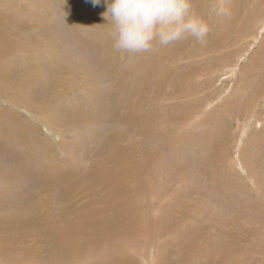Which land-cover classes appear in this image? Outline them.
<instances>
[{
  "label": "rangeland",
  "instance_id": "rangeland-1",
  "mask_svg": "<svg viewBox=\"0 0 264 264\" xmlns=\"http://www.w3.org/2000/svg\"><path fill=\"white\" fill-rule=\"evenodd\" d=\"M215 3L205 45L130 55L105 6L0 0V264L51 239L70 264H264V0Z\"/></svg>",
  "mask_w": 264,
  "mask_h": 264
},
{
  "label": "clouds",
  "instance_id": "clouds-1",
  "mask_svg": "<svg viewBox=\"0 0 264 264\" xmlns=\"http://www.w3.org/2000/svg\"><path fill=\"white\" fill-rule=\"evenodd\" d=\"M65 2V0H64ZM105 6L104 19L112 25L114 50L130 55L147 53L154 45L167 47L189 38L201 46L211 32L210 20L198 12L193 0H89ZM232 0H216L212 12L230 19Z\"/></svg>",
  "mask_w": 264,
  "mask_h": 264
},
{
  "label": "bare ground",
  "instance_id": "bare-ground-1",
  "mask_svg": "<svg viewBox=\"0 0 264 264\" xmlns=\"http://www.w3.org/2000/svg\"><path fill=\"white\" fill-rule=\"evenodd\" d=\"M4 41H8V40L3 35L2 38H1V40H0V57L1 58L6 57L8 54H10V51L12 49H14V47H12L13 46L12 44L10 45L9 42H6L5 43ZM15 41H17V40H15ZM15 41H13V42H15ZM18 46L20 47V42L18 43ZM16 48H17V44H16ZM25 48H27V47H25ZM0 87H1V84H0ZM10 88H11V86L10 85H7L6 86V91L9 90ZM37 103H38V101L33 98L31 100L30 105H35ZM53 113H54V110H53ZM50 119H54V118L51 116ZM15 138H16V136H15ZM115 179H117V177H115ZM19 203H20L19 211L25 212V213H22L23 215H31L32 216V214H34V213H37V212L40 213V210H41V204H40L41 203V200H39L35 204H34V201H30L28 203V205H24V202L19 199ZM74 207L75 206L73 205V208ZM79 207L82 208V206H79ZM79 207L77 209H79ZM87 214H88L89 217L87 219H85V222L83 224H80L81 225V228L80 229H83L86 224H89V225H91L92 228L96 229V226H97V224H98L99 221H98L97 215L95 214V211H92L90 209V211H87V213H83V215H84L83 216V219H84V217ZM27 218L25 216H22L20 218H17L18 219L17 220V223L21 227H23V228H28V227H32L34 225V223L37 222L35 219L42 220L41 218L39 219L38 217L35 218V219H33V218H30L28 216ZM42 224H44V223L41 222V221H39V224L38 225H42ZM83 231H84V229H83ZM81 246H82V244H80L79 247L78 246H75V249L80 250L81 249L80 248ZM12 250H13V252H15V254H17V251L14 248H12ZM71 250H72V247L71 246L66 245V244H61L56 239H51L50 240V244L48 245V248H47V250L45 252L44 259L46 260L47 264H70V260L68 261V257H69V252ZM81 250H83V249H81ZM0 258L1 259H4V258H9V257L7 255H0ZM72 258L74 260L76 259V257H72ZM119 261H123V259H120ZM117 264H119V262H117Z\"/></svg>",
  "mask_w": 264,
  "mask_h": 264
}]
</instances>
